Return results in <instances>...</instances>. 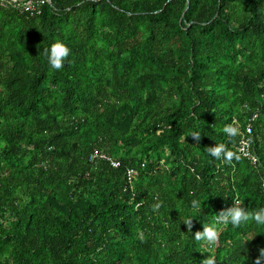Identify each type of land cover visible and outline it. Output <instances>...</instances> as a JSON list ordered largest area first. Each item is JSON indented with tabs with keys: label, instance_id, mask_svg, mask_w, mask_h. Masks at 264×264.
I'll return each instance as SVG.
<instances>
[{
	"label": "trees",
	"instance_id": "trees-1",
	"mask_svg": "<svg viewBox=\"0 0 264 264\" xmlns=\"http://www.w3.org/2000/svg\"><path fill=\"white\" fill-rule=\"evenodd\" d=\"M51 2L0 0V264H256L264 225L193 235L264 206V0ZM245 138L258 166L208 154Z\"/></svg>",
	"mask_w": 264,
	"mask_h": 264
},
{
	"label": "clouds",
	"instance_id": "clouds-1",
	"mask_svg": "<svg viewBox=\"0 0 264 264\" xmlns=\"http://www.w3.org/2000/svg\"><path fill=\"white\" fill-rule=\"evenodd\" d=\"M70 51V48L66 44L61 41H57L45 48L43 50V54L50 68L60 69L63 67L64 61L69 56ZM223 131L229 137H235L238 135V129L232 125H225ZM201 135L202 134L199 131H193L191 133V136L197 143L199 142ZM207 151L210 156L217 159L223 158L228 162H231L233 159L237 161L241 159L240 153L238 155L237 152L229 150L227 145L223 142L216 141L215 146H208ZM191 207L202 211L201 204L198 199H193L191 201ZM193 217L195 216L189 217L184 221L188 225L189 230L192 228ZM215 218L216 224L203 223V230L196 231L194 235L192 234L196 241L204 242L207 245H211L216 242L219 235L217 228L218 224L239 227L249 221H254L259 225H264V206L256 210L249 211L237 199L232 201V204L229 207L215 213ZM261 257H264V249H261ZM261 257H257L256 264H261ZM201 264H216V261L214 258L206 256V258L201 261Z\"/></svg>",
	"mask_w": 264,
	"mask_h": 264
},
{
	"label": "built area",
	"instance_id": "built-area-1",
	"mask_svg": "<svg viewBox=\"0 0 264 264\" xmlns=\"http://www.w3.org/2000/svg\"><path fill=\"white\" fill-rule=\"evenodd\" d=\"M13 5H15L18 8H24L26 11L29 12H36L39 11V13L42 11V8L49 4L51 5V0H10ZM252 129L251 126L247 128V133L251 134ZM251 142L249 139H243L241 142V147L239 148V153L244 158L248 159L249 162H251L253 165L258 166L259 165V159L255 154H253L250 150ZM96 159L104 160L111 164L113 168H119L120 163L117 160H114L113 158L100 153H95L91 157V161H94ZM137 176V172L135 169H128L127 170V179L130 184L133 183Z\"/></svg>",
	"mask_w": 264,
	"mask_h": 264
}]
</instances>
